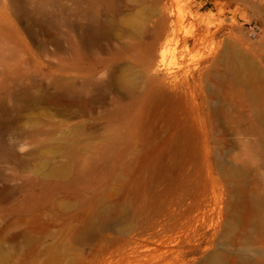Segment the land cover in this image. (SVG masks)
Masks as SVG:
<instances>
[{
  "label": "rangeland",
  "instance_id": "374dc122",
  "mask_svg": "<svg viewBox=\"0 0 264 264\" xmlns=\"http://www.w3.org/2000/svg\"><path fill=\"white\" fill-rule=\"evenodd\" d=\"M74 1L0 0V264H264V230L245 223L248 111L224 63L264 72V0H97L121 117L136 114L116 148L118 119L60 114Z\"/></svg>",
  "mask_w": 264,
  "mask_h": 264
},
{
  "label": "bare ground",
  "instance_id": "6f19581e",
  "mask_svg": "<svg viewBox=\"0 0 264 264\" xmlns=\"http://www.w3.org/2000/svg\"><path fill=\"white\" fill-rule=\"evenodd\" d=\"M99 5L97 0L74 1L73 12L76 21L75 24L73 23V31L75 34L71 37L66 36V19L61 17L58 20L60 29L58 102L62 116L74 109L76 114H84L88 117L101 113L109 119H118L119 126L109 136L111 141L106 143V147L116 148L121 147L122 136L132 135L127 130V125L136 119V114H129L131 118L129 123L125 117H121L125 109L115 95L116 66L113 61L109 59L106 61L103 57L104 43L111 39L113 27L102 19ZM173 23L170 17L169 25L164 32V37L169 41L177 37ZM67 39H70L68 45ZM153 59L156 66H165L166 52L161 44L155 47ZM224 63L231 77L230 87L236 98L237 108H246L248 111L249 125L246 133L250 176L247 195L249 213L245 223L251 228L259 227L264 230V72L255 70L252 64L244 59L236 61L226 59ZM151 92L153 97L164 96L162 89L158 87H153ZM87 128L77 126L75 134L78 138L87 135ZM180 146L186 147V143ZM205 263L226 264V260L224 256L216 253ZM254 264H256L255 261Z\"/></svg>",
  "mask_w": 264,
  "mask_h": 264
}]
</instances>
